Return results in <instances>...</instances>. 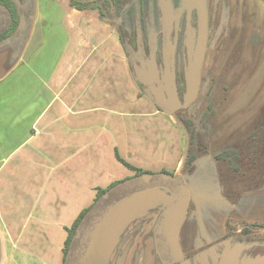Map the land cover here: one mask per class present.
I'll return each instance as SVG.
<instances>
[{
  "label": "crops",
  "instance_id": "crops-1",
  "mask_svg": "<svg viewBox=\"0 0 264 264\" xmlns=\"http://www.w3.org/2000/svg\"><path fill=\"white\" fill-rule=\"evenodd\" d=\"M50 2L36 0L23 47L0 75V264H58L59 257L62 264L65 228L93 205L97 189L134 174L116 154L141 169L135 164L146 160L135 151L151 155L138 138L157 133L165 115L150 101L146 111L137 98L123 45L107 22L76 9L58 13ZM48 213L52 241L27 235L49 229ZM25 235L29 244L21 247Z\"/></svg>",
  "mask_w": 264,
  "mask_h": 264
},
{
  "label": "flooded vegetation",
  "instance_id": "flooded-vegetation-1",
  "mask_svg": "<svg viewBox=\"0 0 264 264\" xmlns=\"http://www.w3.org/2000/svg\"><path fill=\"white\" fill-rule=\"evenodd\" d=\"M82 1L87 4L86 11L95 12L97 18L107 22L117 33L132 76L135 67L140 71L142 64L151 61L155 63L159 80L165 74L166 64L173 68L177 95L182 103L185 93L184 69L188 60L186 41L189 39L190 43H197L195 4L198 0ZM201 1L207 13V43L199 90L196 100L189 107L177 110L174 117L190 109L202 90L207 97L217 93L223 99L229 95L231 87L238 85L239 78L243 77L241 75L245 73L250 76L252 73L243 67V55L246 50L251 54L257 51L260 32L253 19H247L240 10L239 16L236 14L240 31L235 27V30L227 33L229 30L225 29L222 19V0ZM237 8L240 9L239 6ZM250 32H253L250 44L246 45V34ZM256 58L257 54L251 56L249 61L254 62ZM138 87L143 94L148 89L142 85ZM227 149L235 150L238 158L233 162L229 158L217 161L227 164L233 174L239 173L233 178L254 177L256 182H264L261 161L255 160L256 167L252 166V169L258 170L257 173L243 174L238 168L242 160L240 149L236 145ZM263 190L264 186L254 192ZM234 193L229 190L227 195ZM185 194L187 206L179 231L180 253H173L159 233L160 221L163 213L181 202ZM126 198H132V203L119 214L114 225H109L95 247L92 236L96 226L107 217L110 207ZM258 198L254 199V203L250 202V208L240 210L237 222L224 218L219 223L222 230L211 232L212 226L202 216L205 209L202 212V206L193 200L190 182L181 171L134 172L101 194L97 202L94 200L92 208L76 227L62 264H83L86 260H105V264H264V195ZM91 247L94 248L92 256H87L92 251Z\"/></svg>",
  "mask_w": 264,
  "mask_h": 264
},
{
  "label": "rangeland",
  "instance_id": "rangeland-1",
  "mask_svg": "<svg viewBox=\"0 0 264 264\" xmlns=\"http://www.w3.org/2000/svg\"><path fill=\"white\" fill-rule=\"evenodd\" d=\"M12 1H15L19 11L22 13V22L14 38H9L0 43V75L19 55L29 32V24L33 15L36 17L38 13L35 10L36 0H23L22 3L18 2V0ZM74 1L81 3V5L84 3L82 0ZM50 4L53 7H60L58 13H72L74 9L69 6V0H51ZM83 5L85 9L87 4L84 3ZM221 5L222 14H224L223 18L222 16L221 18L224 21V27L226 26L225 29L229 30L227 33L235 30V27L237 31H240L239 18L236 15L238 14L239 16L240 10L246 14L247 19H253L258 33L260 32L256 53L251 54L249 50H246L243 55L245 59L243 67L247 69V72L252 71L251 75L248 76L245 73L241 75L243 77L239 78L238 85L231 87L229 95L223 99L217 93L207 97L202 90L203 92L201 91L198 100L190 109L179 112V116L191 120L192 126L197 129L203 141L204 148L200 151L196 150L197 143L192 146L197 157L192 163L186 164V156L189 153V131L179 121L178 117L173 115L163 116L158 128H155L158 130L157 133L156 131L152 133L154 128L148 129L147 136L138 138V148L147 146L146 150L153 157L144 158V156L139 155L135 151L136 160H146L144 163L135 164L139 165L138 167L142 171L155 172L153 170L163 169L161 171H165L164 169H166L168 170L166 172H182L183 176L190 182L193 200L199 206H202L200 207L202 212L205 209L204 214H202L204 221L212 226L210 227L213 228L211 232L216 233L222 230V225L219 223H222L224 218H230L231 221L237 222L238 214L242 210L245 211L250 208L252 205L250 202L254 203V199H259L258 196L264 195V190L254 192L264 186V182H256L254 177H250V179L244 177L233 178V175L239 173L233 174L229 171L227 164L218 162L215 158L216 154L236 145L240 149L242 157L238 165L240 172L243 174L257 173V169H252V166L256 167L257 162L255 160L261 161L264 167V0H222ZM45 12L53 11L45 10ZM80 12L93 17L96 16L95 12L86 10H81ZM244 30L242 31L244 32ZM252 33L246 34V45L250 44V35ZM255 54H257L256 61H249L250 57H254ZM232 77L233 79L236 77V72ZM2 93V96L7 95L5 90ZM136 95L137 98L144 101L142 105L147 111L151 107L150 100L144 97L140 88L139 90L137 89ZM154 109L156 110V108ZM169 128L171 129L169 130ZM126 149L128 150V148ZM167 149L172 152V155H168L165 157L166 159L161 158L164 150L166 151ZM129 150L131 151L132 149L130 148ZM171 163L175 164L169 165ZM232 178L236 182H230L233 180ZM245 179H248V181ZM229 190L236 193L227 195ZM52 217L53 214L50 213L45 215L44 222H48L49 229L29 231L27 235L38 237V235L44 236L46 233L47 237L52 241V236L56 231V229L50 228ZM65 232L67 233L66 228ZM27 237L25 235L20 238L21 242H19V245L21 247L28 243L24 242V240L28 239ZM49 248L50 246L48 245ZM54 256L56 257V253L53 250L49 252L47 258L49 260V258ZM48 263L56 264L51 260ZM60 263L59 257L58 264Z\"/></svg>",
  "mask_w": 264,
  "mask_h": 264
},
{
  "label": "water",
  "instance_id": "water-1",
  "mask_svg": "<svg viewBox=\"0 0 264 264\" xmlns=\"http://www.w3.org/2000/svg\"><path fill=\"white\" fill-rule=\"evenodd\" d=\"M195 6L198 17L197 43L194 45L190 43L189 39L186 41L188 60L184 69L185 93L182 103L177 95L173 68L168 64H166V71L162 80L158 78V72L153 61L142 64V70L140 71L135 67L133 72L134 81L139 86L148 87L147 90H144L146 98L165 115H173L177 110L189 107L196 100L199 90L201 68L207 43V13L201 0H198ZM132 201V198H126L109 208V214L96 226L93 233L92 240L95 242L92 244L95 247L103 238L104 231L109 229V225L116 223L119 214L128 208ZM186 206L187 194L184 195V199L181 202L170 206L163 213L160 221L159 233L163 235L166 244L173 253H180L179 231L184 221ZM91 248L92 251L87 256H92L91 253L94 248ZM95 261L86 260L83 264H95ZM96 262L97 264H105V260H97Z\"/></svg>",
  "mask_w": 264,
  "mask_h": 264
},
{
  "label": "trees",
  "instance_id": "trees-1",
  "mask_svg": "<svg viewBox=\"0 0 264 264\" xmlns=\"http://www.w3.org/2000/svg\"><path fill=\"white\" fill-rule=\"evenodd\" d=\"M18 2L22 3L23 0H18ZM69 6L71 8H74L76 10H85L84 5L81 3H78L74 0H69ZM21 22H22V13L19 11L17 4H15V1L13 2L12 0H0V43L3 41L9 39V38H14L16 34L18 33L20 27H21ZM207 114V113H206ZM205 114V115H206ZM178 117L179 121L184 124L186 129L189 131V139H188V144H189V153L186 156V164L192 163L195 161L196 154L192 148L195 143H197V151H200L201 149L204 148L203 141L200 137V134L198 133L197 129H195L192 126V122L190 119L181 117L179 116V113L176 114ZM208 117V115H207ZM117 160L123 164L125 167L130 169L131 171L135 172L136 174L143 173L145 171H142L141 169L135 168L134 166L130 165L129 163L125 162L122 160L117 154H116ZM216 160H222V159H230L233 160L238 158L237 153L235 150H230L227 149L224 152L218 153L215 155ZM231 166H234L232 163L230 164ZM117 183L112 184L110 187L106 189H97V195L95 198V201L97 202L98 198L101 196V194L107 192L110 190L113 186H115ZM86 209L80 213L79 217L75 220L73 225L67 230V238L64 242V248H63V253H64V260L65 256L67 255V250L69 247V244L72 240L73 234L75 233V229L78 226V224L81 222L85 214L91 209Z\"/></svg>",
  "mask_w": 264,
  "mask_h": 264
}]
</instances>
